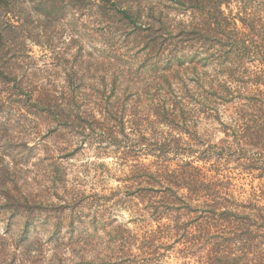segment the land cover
I'll return each mask as SVG.
<instances>
[{
    "label": "trees",
    "instance_id": "16d2710c",
    "mask_svg": "<svg viewBox=\"0 0 264 264\" xmlns=\"http://www.w3.org/2000/svg\"><path fill=\"white\" fill-rule=\"evenodd\" d=\"M169 1L177 19L190 20L149 5L147 18L158 10L157 32L165 36L151 47L154 56L167 50L165 56L142 73H114L110 88L105 75L98 85L89 70L73 71L70 79L77 83L56 105L59 119L83 138L80 143L98 131L119 146L121 135L133 161L140 154L151 158L130 166L126 197L143 192L138 199L157 226L143 234L112 228L107 244L126 245V252L109 245V258L141 264L142 256L132 252L137 247L156 260L170 251L183 264H264V0ZM135 7L123 15L131 17ZM171 66L176 70L169 72ZM122 99L131 104L126 121L115 105ZM42 101L39 96L35 105ZM100 103L103 120L95 114ZM203 122L222 138L214 142L208 129L201 132ZM233 172L247 182L235 183ZM87 206L72 211L68 233L76 241L68 245L71 258L60 256L61 264L104 260L84 220Z\"/></svg>",
    "mask_w": 264,
    "mask_h": 264
},
{
    "label": "rangeland",
    "instance_id": "374dc122",
    "mask_svg": "<svg viewBox=\"0 0 264 264\" xmlns=\"http://www.w3.org/2000/svg\"><path fill=\"white\" fill-rule=\"evenodd\" d=\"M132 4L137 7L128 18L123 12ZM151 4L171 18L190 20L177 19L169 0H0V264H61L60 256L71 258L68 245L76 237L68 233L70 216L82 203H90L84 220L96 234L95 253L104 257L97 264H114L107 248L118 243L105 238L112 228L143 234L157 226L138 199L143 192L126 197L130 166L151 158L140 154L133 161L121 135L119 146L98 131L80 143L83 138L56 109L77 83L70 79L73 71L89 70L98 85L105 75L110 88L114 73H142L166 55L167 50L154 56L151 47L165 37L157 32L158 10L147 18ZM105 91L108 96L110 89ZM39 96L43 101L35 105ZM115 105L126 121L131 104L122 99ZM103 106L95 109L99 120ZM203 124L200 131L208 129L214 142L222 138ZM235 173V183L247 182ZM146 196L154 200L157 194ZM118 248L126 252V245ZM132 252L142 256L141 264H183L170 251L161 260L137 247Z\"/></svg>",
    "mask_w": 264,
    "mask_h": 264
}]
</instances>
